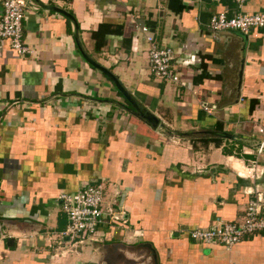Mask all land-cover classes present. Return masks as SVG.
<instances>
[{
  "label": "crops",
  "instance_id": "obj_1",
  "mask_svg": "<svg viewBox=\"0 0 264 264\" xmlns=\"http://www.w3.org/2000/svg\"><path fill=\"white\" fill-rule=\"evenodd\" d=\"M21 1L31 54L0 41V264H127L142 251L153 264L141 244L156 264H264L263 231L228 251L187 235L238 222L258 196L264 219V28L207 29L212 15L258 13L264 0ZM41 6L74 18L81 50L161 121L158 130L85 64L70 21ZM142 25L171 50L177 82L150 73ZM212 138L220 141L204 142ZM85 186H105L112 199L102 206L124 222L99 228L98 245L82 252L60 238L67 220L56 197Z\"/></svg>",
  "mask_w": 264,
  "mask_h": 264
},
{
  "label": "built area",
  "instance_id": "obj_2",
  "mask_svg": "<svg viewBox=\"0 0 264 264\" xmlns=\"http://www.w3.org/2000/svg\"><path fill=\"white\" fill-rule=\"evenodd\" d=\"M237 8H241L246 0H232ZM30 7L34 8L31 3ZM0 41H6L10 49L18 57L30 55L31 50L23 43L21 22L23 19V3L21 0H1L0 2ZM264 28V9L253 14L227 15L219 12L212 15L207 22L211 32L233 31L246 35L250 30ZM144 36L147 44V59L150 73L169 82H177L178 75L171 70V50L157 46L151 32L146 26H136ZM207 110V109H205ZM259 130L260 134L263 132ZM264 150L261 141L256 148L260 154ZM246 176L253 174L251 168L243 169ZM237 175H244L237 171ZM58 201L60 211L65 216L67 224L60 238L66 239L69 246L77 247L85 240L94 242L93 236L97 230L106 224L123 223L122 213L102 208L103 193L99 187L85 186L73 193H60ZM262 198L248 202L238 222H217L207 230L188 231V238L202 246H221L230 250L246 238L264 230V219L259 216Z\"/></svg>",
  "mask_w": 264,
  "mask_h": 264
},
{
  "label": "water",
  "instance_id": "obj_3",
  "mask_svg": "<svg viewBox=\"0 0 264 264\" xmlns=\"http://www.w3.org/2000/svg\"><path fill=\"white\" fill-rule=\"evenodd\" d=\"M41 7L44 10H49V11L58 13L61 16H63L65 19L70 21V23L72 25L71 36L73 38V41L76 45V48H77L80 56L83 59V61L85 62V64L88 65L89 67H91L92 69L98 71L99 73H101L106 79H108L111 82V84L114 86L116 91L121 95V97L124 99L125 103L128 105V107L127 106L125 107V110L128 113H130V115H132L133 117L142 121L144 124L148 125L152 131L158 130L161 126V121L158 118H156L152 113L145 110L144 108H140L137 105V103L131 98V96L120 86V84L117 82L116 78L108 70L99 66L96 62H94L92 59H90L81 50L79 43H78V37H77L78 26H77L74 18L71 15L67 14L66 12H64L60 9L50 7V6H41ZM208 134L210 136L222 138L225 140L238 141L236 137H234L230 134H227V133H223V132H209ZM180 135L187 136L188 134L187 133L179 134V136ZM138 247L150 251V253H151L150 258H152L153 264H156V255L154 253V250L151 248V246L149 244H141Z\"/></svg>",
  "mask_w": 264,
  "mask_h": 264
},
{
  "label": "rangeland",
  "instance_id": "obj_4",
  "mask_svg": "<svg viewBox=\"0 0 264 264\" xmlns=\"http://www.w3.org/2000/svg\"><path fill=\"white\" fill-rule=\"evenodd\" d=\"M94 187H97V186H94ZM103 191H105V193L107 192L109 194V197L108 198H105L104 203L105 205L108 203H110V200L112 199V196H111V193L109 190H107V188L105 186H99ZM103 187V188H102ZM99 188V189H100ZM102 208H104L102 206ZM100 229L97 230L96 234L93 236V239H97V236H98V233H99ZM126 232H123V235H125ZM95 245H98V243H94L92 241H89L88 239L84 241V243L80 246H77V248H81L82 252H84V250L86 249H90V248H93V246ZM142 253L144 254L143 256L141 257H138V254H133L131 255L132 257H130L129 261L127 264H147L148 262L146 261L145 257H146V253L142 251ZM145 256V257H144Z\"/></svg>",
  "mask_w": 264,
  "mask_h": 264
},
{
  "label": "trees",
  "instance_id": "obj_5",
  "mask_svg": "<svg viewBox=\"0 0 264 264\" xmlns=\"http://www.w3.org/2000/svg\"><path fill=\"white\" fill-rule=\"evenodd\" d=\"M95 45H96V44H95ZM96 48H97V46H96ZM219 141H220L219 139L212 138V139H210L209 141H207V142L204 141V142H205V143H211V142L217 143V142H219ZM216 145H217V144H216ZM223 153L229 156L231 152H230V151H225V150H224ZM263 232H264V230H263Z\"/></svg>",
  "mask_w": 264,
  "mask_h": 264
}]
</instances>
